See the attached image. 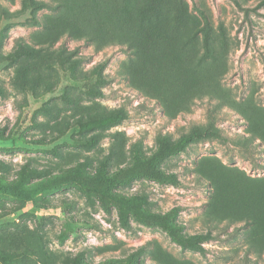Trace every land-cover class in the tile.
<instances>
[{
	"label": "rangeland",
	"instance_id": "rangeland-1",
	"mask_svg": "<svg viewBox=\"0 0 264 264\" xmlns=\"http://www.w3.org/2000/svg\"><path fill=\"white\" fill-rule=\"evenodd\" d=\"M55 1L69 6L40 12L47 25L34 27L23 0H0V162L9 165L0 168V264H74L81 254L83 264H127L142 247L139 264H264L247 253L244 223L208 216L213 191L200 179L212 166L264 177L251 126L264 116L261 0ZM202 129L218 136L163 164L178 186L140 179L116 189L145 195L152 211L177 208L188 234L211 221L200 251L132 217L128 230L83 186L58 185Z\"/></svg>",
	"mask_w": 264,
	"mask_h": 264
},
{
	"label": "trees",
	"instance_id": "trees-1",
	"mask_svg": "<svg viewBox=\"0 0 264 264\" xmlns=\"http://www.w3.org/2000/svg\"><path fill=\"white\" fill-rule=\"evenodd\" d=\"M237 6H241L239 0H231ZM25 8L35 10L33 15L34 27H45L47 21H43L39 13L43 11L56 12L67 3H59L55 0H23ZM264 4V0L260 1ZM19 49H29L24 42H19ZM105 64V63H104ZM103 64V66H104ZM102 66V65H101ZM103 66L101 68H103ZM119 116H109L104 119L107 124L118 122ZM253 140H260L264 144V116L258 121H252ZM81 129H89L90 124L83 123ZM218 133L209 129L193 130L182 135L175 141L166 137L158 140L157 147L148 156L135 153L132 162L115 171L107 169V164L98 169L95 174L85 173L82 168L76 169L69 176L62 179L58 185L74 183L83 186L92 192L100 202L105 213L110 214L116 208L121 225L131 230V217L145 227H157L164 231L170 240L176 245L195 251L202 250V243L212 234V222H207L209 230L206 233L188 234L178 222L179 212L173 208L167 212H156L148 208L149 201L145 195L127 196L116 189L122 185L131 184L133 181L146 179L160 185L178 186L180 181L176 174L166 171L163 164L181 153L194 142L206 140ZM0 168L7 172L9 165L0 162ZM2 180L9 182L6 177ZM213 191V215H208L216 222L228 221L229 224L244 223L247 238V253L258 256L264 255V177L252 178L245 172L236 168H218L212 166L207 172L200 174ZM145 248H140L132 253L126 260L127 264H139L140 258L145 254ZM82 255V254H81ZM78 255L74 264H83L82 256ZM17 258V256H14ZM159 264L162 263L159 261Z\"/></svg>",
	"mask_w": 264,
	"mask_h": 264
}]
</instances>
